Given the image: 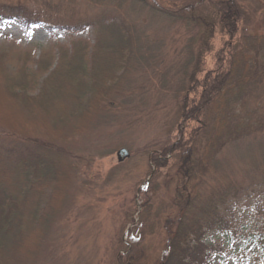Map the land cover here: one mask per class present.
I'll return each instance as SVG.
<instances>
[{"label":"rangeland","instance_id":"rangeland-1","mask_svg":"<svg viewBox=\"0 0 264 264\" xmlns=\"http://www.w3.org/2000/svg\"><path fill=\"white\" fill-rule=\"evenodd\" d=\"M237 1L244 13L240 37L247 33L264 35V0ZM5 4H21L41 21L30 28L17 21L9 22L0 29V129L21 138L32 134L48 136L61 144L88 145L91 149L84 153L97 155L78 169L63 158L52 199L48 201L49 221L41 220L34 225L30 218L31 201L21 202V215L26 220L20 224L19 245L6 250L7 258L1 257V264H114L119 240L140 245L141 264H160L165 260L168 245L167 224L170 227L168 222H174L175 233L182 212L167 207L175 196L178 181L176 156H169V165L156 170L158 174L153 171L156 185L152 193L155 196V191L158 192L159 200L154 201L148 215L160 223L150 224L148 228L143 224L145 232L136 237L138 243L130 242L129 232L144 222L140 217L145 195L139 187L142 181H150L152 177L151 156L163 145L178 141L174 95L186 85L184 75L200 44L195 23L185 24L194 15L187 7L192 4L198 16L205 15L219 6L218 0H149L147 6L134 0H0V6ZM156 6L173 13L184 7L180 13L185 18L173 21L163 17L154 12ZM108 13L118 15L119 28L126 26L128 34L123 33L124 43L127 51H131V54L125 52L128 61L123 62L118 55L106 58L103 72L99 71L101 89H109L105 93L108 101L90 105V111L86 108L81 117L76 115L80 112L77 110L73 112L76 117L68 115V120L59 119L46 108L31 112L16 93L17 82L23 81L24 86L31 83L25 92L39 95L42 81L60 60V46L72 50L78 40L91 46L97 40L95 27L73 33L63 32L58 26L94 23ZM230 42L217 28L210 48L205 50L202 74L214 70L220 60L229 59L226 51ZM47 56L53 58L46 59ZM50 62L49 71L42 73L41 63ZM119 75L122 80L118 83ZM69 96L75 97L73 93ZM241 105L238 109L241 116L251 113L254 118L264 119V77ZM220 129L215 124L206 136L197 134V142L190 147L196 149V155L189 152L190 156L200 157L202 162L193 181V206L188 213L182 212L186 218L180 227L182 233L203 229L220 213H232L238 221L246 222L253 216L257 196L252 191L255 189L259 192L257 197L264 199V190L260 193L257 185L264 186V128L227 142L215 158L205 161L211 147L215 148L214 133ZM122 148L128 149L130 155L120 162L118 152ZM239 188H245V194L237 198L229 195L220 204V198ZM150 191L148 194L153 198ZM214 202L219 203L215 210ZM158 205L162 208L158 209ZM43 238L47 242H42ZM229 238L228 234H209L207 242H216L221 247L212 255L210 264H247L248 258L240 250L241 242L231 244ZM258 261L254 256L250 264Z\"/></svg>","mask_w":264,"mask_h":264},{"label":"trees","instance_id":"trees-1","mask_svg":"<svg viewBox=\"0 0 264 264\" xmlns=\"http://www.w3.org/2000/svg\"><path fill=\"white\" fill-rule=\"evenodd\" d=\"M134 1L146 6L149 3V0ZM218 2V9L215 8V10L200 16L196 11L197 8L192 4H189L191 7H187L190 12H194V15H191L189 20L186 19L185 24L189 25L188 23L191 21L195 23V28H197L195 35L200 44L195 60L191 61L188 66L189 70L187 68L184 75L186 85L174 95V97L176 96L174 104L177 111L178 141L170 145H163L159 152L154 153L150 158L151 173L154 170L156 172V170L167 167L169 156L174 155L178 159L174 164L178 167L179 172L175 196L167 207L185 213H188L193 206L192 191L195 188L193 181L197 168L202 162L200 157L199 159L195 158L196 149H190L193 142H197V134L199 137L206 136L215 124L217 126L219 124V128H221L220 132L214 133L215 148L211 147L212 150L208 155H205V161H207L210 158H215L227 142L235 140L241 135L256 133L264 128V119L254 118L251 113L241 116L238 110L264 77V35L247 33L240 37V24L243 22L244 13L240 9L238 1L218 0ZM183 8L173 13L174 11L156 6L154 12L173 21H179L185 18L180 13L184 12ZM117 20L116 13H108L102 14L94 23L57 25L63 32L73 33H80L89 27H95L98 33L97 40L93 46L87 41L78 40L72 50L60 46V60L55 69L49 72V75L42 81L39 95L30 96L28 92H25L31 83L24 86L23 81L17 82L16 93L21 95L24 103L31 108V112L47 109L49 112H54L59 119L68 120V115L76 117L73 112L80 111L76 115L81 117L86 112V108L87 112L90 111V105H97L96 103L100 101L104 103V100L108 99L105 93L109 89H101L99 71L103 72L106 58L118 55L124 62V60L128 61L129 57L125 52L131 54V51H127L128 47L124 43L125 34L123 33L128 30L126 26L119 28L116 24ZM16 21L20 22L23 27L30 28L41 20L21 4L1 5L0 29L7 23ZM120 23L124 22L121 20ZM217 28L231 41L230 44L227 43L228 50L226 51L229 59L227 61L225 58L220 60L214 70H208L202 74L205 65V50L210 48L209 44ZM188 29L190 30L189 26ZM105 34L106 36L108 34L109 38H106ZM222 51L224 52V48ZM47 54L49 53H45V55ZM50 58L53 57H46V59ZM44 59L42 58V60ZM41 64H43L42 73L49 71L52 66L51 62L48 65ZM119 68L116 70L118 71ZM18 69L21 70V67L19 66ZM116 80L119 83L122 76L119 75ZM118 92L121 93V91ZM69 93L75 95L74 99H71ZM55 99L57 100L55 101ZM186 133L189 135H185ZM88 149H91L88 145L81 147L74 145L73 142L61 144L48 136L28 134L21 138L12 131L0 129V258H7L6 252L19 245V230L21 231L22 226L20 224L26 220L21 215V202L26 199L31 201L32 204H30L33 207L30 218L34 221V225L35 222L38 224L41 220L49 221L48 201L53 196V187L61 172L60 165L63 158L78 169L81 164H89L96 158L97 154L86 155L84 153ZM189 152L195 155L190 156ZM155 172L151 174L150 181L145 179L139 187L140 193L145 195L141 205L143 212L140 217V221L142 219L144 222L141 221L142 224L135 225L129 232L131 243L136 241L138 243L136 237L145 232V227L160 223V221L152 220L149 217L150 214L148 215L154 201L159 200L157 195L159 193L155 191V196L152 193L156 185ZM152 180L154 181L152 182ZM257 185L258 191L261 193L264 186ZM150 189L153 198L148 194ZM245 191V188H239L233 194H225L219 199L220 204H224L229 195L237 198L241 194H245ZM252 193L259 196V192L255 189ZM257 196L253 207V216L246 222L238 221L232 213L229 215L215 214L203 229L200 227L199 230L187 234L180 231L182 223L186 222V218H183L181 212L175 233L172 229L174 222H168L170 227L167 224L168 245L165 249V260L160 264H210L212 255L221 249L216 242H207L210 233L228 234L231 244L241 242L240 250L247 256V264H250V259L254 256L259 259L255 264H264V199ZM157 203L159 204V201ZM217 204L219 203L214 202L212 205L214 207ZM157 208L161 209L162 207L158 205ZM155 219L157 218L155 217ZM42 242H47V239L43 238ZM117 243L115 246L117 249L114 251V264H141L140 253L143 249L140 251L139 244L128 245V242L121 240ZM122 251H126L127 254H122ZM51 253L53 256V252ZM9 261L13 260L9 258Z\"/></svg>","mask_w":264,"mask_h":264},{"label":"water","instance_id":"water-1","mask_svg":"<svg viewBox=\"0 0 264 264\" xmlns=\"http://www.w3.org/2000/svg\"><path fill=\"white\" fill-rule=\"evenodd\" d=\"M141 1H145V0H141ZM130 152L128 149L126 148H122L119 150L118 152V159L121 162L122 160H124L125 158L129 157Z\"/></svg>","mask_w":264,"mask_h":264}]
</instances>
